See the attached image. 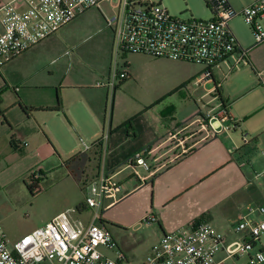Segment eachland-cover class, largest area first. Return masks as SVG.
Segmentation results:
<instances>
[{
	"label": "crops",
	"instance_id": "crops-1",
	"mask_svg": "<svg viewBox=\"0 0 264 264\" xmlns=\"http://www.w3.org/2000/svg\"><path fill=\"white\" fill-rule=\"evenodd\" d=\"M253 1L247 0V5ZM236 38L241 47L246 48L244 41ZM39 46L5 67L21 59L22 63L30 61L32 55L40 51ZM256 50L258 54L254 59L248 56L247 64L237 66V55L221 64L217 68L222 73L221 80L215 75L217 69L212 80H202L203 70L196 73L189 69V64L164 59L160 63L173 71H182L184 77L162 94H140L133 96L130 102L117 94L133 78L129 63L130 78L120 81L113 92L109 87L97 88V79L84 73L70 77L71 66L55 57L49 67L44 64L41 69L51 67L48 77L56 80V85L14 90L19 94H15L12 109L4 107L8 82L0 73V111L3 114L0 116V225L6 234L16 241L48 223L23 225L17 220L18 230L11 232L8 221L15 222V213L5 211L1 203V198L9 197L12 191L2 176L6 169L18 163L16 167L22 168L20 172H27L31 168L28 161L34 162L40 157L37 151L22 155L17 150L28 148L29 140L35 138L47 148L49 158H53L44 138H37L41 137L35 131L39 128L40 135L42 133L49 143L61 145L60 139L65 136L64 143L74 145L80 140L84 147H89L84 152L70 149L65 153L66 159L75 160L73 167L78 172L83 175L88 172L87 179L82 180L84 200L79 205H83L74 207L85 223L91 222L94 216V211L84 204L87 188L91 181L105 174L118 183L121 190L103 200L98 223L133 229L135 233L155 228V241L149 246L148 254L165 234L201 222H210L226 234L228 243L240 239L242 234L234 230L237 217L254 199L264 203V43ZM123 56L126 59V53ZM236 70L243 73L252 70L256 77L241 86L240 94H229L222 85L223 78ZM192 81L194 92L201 94H177L182 89L188 92L186 86ZM83 89H97L91 90L97 94L68 92ZM233 100L238 108L236 103L231 104ZM220 108L228 110L231 120H217L211 125L205 122L207 127L204 128L205 116ZM45 113L62 114L67 127L62 123L61 128L54 126L50 121L42 126L34 115ZM98 140H103L102 150L93 147ZM141 152H146L145 157L154 170V175L144 181L136 177L130 163ZM68 174L75 180L72 171ZM151 216L154 221H144ZM113 255L117 257L116 252Z\"/></svg>",
	"mask_w": 264,
	"mask_h": 264
},
{
	"label": "built area",
	"instance_id": "built-area-1",
	"mask_svg": "<svg viewBox=\"0 0 264 264\" xmlns=\"http://www.w3.org/2000/svg\"><path fill=\"white\" fill-rule=\"evenodd\" d=\"M105 1L113 0L0 3V70ZM204 1L211 18L184 21L172 16L162 0H118L114 5L117 15L107 20L116 42L115 65L108 82H97L95 86L109 87L114 92L118 82L130 78L127 64L119 69L118 59L125 53L199 65L203 68L202 80H212L214 70L235 55L237 66L247 64L248 51L241 47L230 23L242 17L256 42L264 43V0H254L239 12L228 0ZM213 111L205 116L204 123L231 120L226 108ZM145 155L146 152L138 153L130 162L141 181L154 175ZM120 190L121 186L105 174L89 184L84 202L94 211L89 223L78 217L77 208H71L16 241L10 240L0 225V264H124L126 257L109 226L98 223L103 200ZM154 220L151 216L144 221ZM234 230L242 237L230 243L227 235L210 222L167 233L152 247L144 264H264V206H246L237 217ZM102 248L116 252L117 257L106 255Z\"/></svg>",
	"mask_w": 264,
	"mask_h": 264
},
{
	"label": "rangeland",
	"instance_id": "rangeland-1",
	"mask_svg": "<svg viewBox=\"0 0 264 264\" xmlns=\"http://www.w3.org/2000/svg\"><path fill=\"white\" fill-rule=\"evenodd\" d=\"M8 1L10 0H0V3H7ZM229 2L233 4L237 12L248 6L247 0H229ZM116 3H118V0H113L112 2L105 1L99 8L86 11L77 19L62 27L47 42L40 45L38 47L40 51L34 53L30 61L26 62L24 60L25 63H22L23 59H21L17 64L2 68L0 73L8 82L4 95V107H9L8 109L14 107L13 105L16 103L15 94H19L16 92L20 91V87H50L56 85L57 81L48 77L51 67L49 70L42 71L41 69L44 64L46 66L50 65L52 59L55 57L61 58V62L71 66L70 77L74 78L76 73L80 72L89 77L96 78L100 83H106L105 79L108 77L109 70H113L116 57L114 33L108 27L107 20L117 15L118 10L114 7ZM162 4L172 16L184 21L191 19L209 20L211 18V12L204 0H162ZM261 24L264 28V19L261 21ZM230 27L238 39L243 40V44H246V48L244 49L248 51V56H252L254 59L258 54L256 47L262 43L258 45L254 33L242 17L233 19ZM160 61H164V59L156 60L148 55L135 53H126L125 59L123 54H121L118 59L119 69H122L125 64L128 65L129 63L133 78L129 84L124 85L117 91V94H120V98L130 102L133 96L140 94H162L164 90L184 77L185 74L181 73L182 71H173L167 65L160 63ZM185 64H189L191 66L189 69L196 73L203 70L202 67L197 65L191 63ZM215 75L218 76L219 80L223 77L218 69L215 70ZM252 77H256L252 70L250 72L245 71L244 73L243 71L236 70L226 78L224 75L222 85L226 91L228 90L229 94H240L241 86L248 83ZM0 79L2 81L1 76ZM120 83L118 82V85ZM193 83L192 81L191 84L186 86L189 88L188 92L182 89V92L177 94H201L194 92ZM91 90L83 89L78 91L79 93L74 91L68 92L69 94H97L96 91L92 92L97 89ZM100 90L105 91V89ZM235 103V107L238 108L236 100H233L231 104L234 105ZM214 105L215 103L211 104L212 107ZM34 118L42 126L44 123L47 124L50 121L54 126L60 127L62 123L67 127L66 122H64L66 119L62 114L50 115L45 113L34 115ZM32 120L34 121V119ZM35 131L41 136L37 138L41 140L43 137L45 143L49 145L53 158H49L47 148H43L41 142L33 138L29 140L28 148L21 149L20 151L17 150L22 155L28 151L38 152L40 157L37 158V161H28V165L31 168L27 172H20L22 168L16 167L19 165L17 163L15 167L6 169L2 174L9 182V188L12 189L9 197L4 196V198H1V203L6 209L5 211L11 212L13 210L16 216L15 222L13 221L14 223L8 221L11 232H17V220L22 222L23 225L35 224L41 226L49 222L60 211L74 208L84 200L82 182L87 179L88 172L87 175L78 172L73 167L75 160L70 161L66 159L65 153H68L70 149H79V152H84L85 147L80 143V140L74 145L64 143L66 140L63 134L61 135L63 136L62 138L60 136L61 145L49 143L42 133L40 135L39 128H36ZM99 132L101 134L102 129ZM82 139L87 144H92L85 140V138ZM70 171L75 174V180L69 176L68 172ZM36 183H39V188L29 187ZM254 197L257 196L255 195ZM250 203V205L254 206H264V203L260 199L258 200V198ZM108 228L113 236L115 235L114 239L126 257L124 264L145 263L147 255H149L147 252L148 248L155 241V228L146 229L139 233H135L133 229H125L114 225H110ZM8 237L10 240L13 239L10 236ZM261 241L264 246V235ZM101 250L106 255L116 258L113 252L106 251L103 248Z\"/></svg>",
	"mask_w": 264,
	"mask_h": 264
},
{
	"label": "trees",
	"instance_id": "trees-1",
	"mask_svg": "<svg viewBox=\"0 0 264 264\" xmlns=\"http://www.w3.org/2000/svg\"><path fill=\"white\" fill-rule=\"evenodd\" d=\"M0 94H1V91H0ZM3 114L1 113V111H0V116H2ZM102 144H103V140H98L95 144H94V146L93 147H98L100 150H102ZM99 150V151H100ZM30 188H33V187H36V188H39V183H36V184H34V185H31V186H29ZM83 205V203L81 204V205H79V208L81 207Z\"/></svg>",
	"mask_w": 264,
	"mask_h": 264
}]
</instances>
